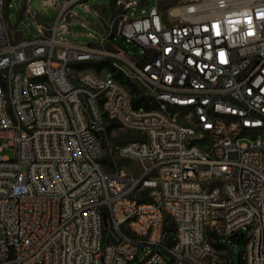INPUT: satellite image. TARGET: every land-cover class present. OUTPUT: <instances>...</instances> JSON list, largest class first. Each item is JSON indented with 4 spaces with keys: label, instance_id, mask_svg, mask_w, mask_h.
Listing matches in <instances>:
<instances>
[{
    "label": "built area",
    "instance_id": "obj_1",
    "mask_svg": "<svg viewBox=\"0 0 264 264\" xmlns=\"http://www.w3.org/2000/svg\"><path fill=\"white\" fill-rule=\"evenodd\" d=\"M16 1L0 0V264H130L150 246L141 264H233L226 248L216 259L223 237L264 264V0H158L139 15L141 1L117 0L125 12L88 44L65 39L86 0H50L53 21L18 41ZM110 122L140 135L111 149L138 176L104 168Z\"/></svg>",
    "mask_w": 264,
    "mask_h": 264
},
{
    "label": "rangeland",
    "instance_id": "obj_2",
    "mask_svg": "<svg viewBox=\"0 0 264 264\" xmlns=\"http://www.w3.org/2000/svg\"><path fill=\"white\" fill-rule=\"evenodd\" d=\"M47 0H31L29 2V7L37 14L35 18H33L26 10V2L24 0H17L16 2H13L9 13L8 18V26L13 27L16 29L20 36L23 38L32 39L39 35V31L37 28V24L40 22L49 23L53 21V19L56 17L57 10L47 5L45 2ZM117 0H86V3L89 5L92 9H98L100 11H103L101 15V18L96 16L93 13V10H85L81 5H77L75 7V12L77 15V21H70L69 22V28L71 30L70 33L65 34V39L69 40L71 42L75 43H81V44H88L90 42L98 43L100 42V37L97 35L105 34V27L104 24L106 22L107 27V21L109 19L114 18L116 15H119L121 13H124L123 7H118L116 4ZM142 3L138 6L132 7L129 10L130 14L139 15L142 10H149L153 6L157 4L158 0H138ZM177 2V0H163L162 4L164 6L171 5L173 3ZM109 9L110 12L106 14L105 10ZM81 20L85 21L86 25L84 26L81 22ZM116 24V28H117ZM10 30V29H9ZM10 34L14 39L17 41L20 39V36L18 33H13L10 30ZM114 43L116 46L119 47L123 52L129 53L132 56H137L139 53V50L134 47L133 45L127 43L124 38L121 36H115ZM139 87V86H138ZM141 90V88L139 87ZM142 92V90H141ZM143 93V92H142ZM140 137L139 134H136L131 131H127L122 128H115L111 135L107 138L106 141V153L105 157H110L116 160V164L113 168H109L105 166V169L108 172H122L129 176H138L141 172V167L139 163L135 160L125 159L121 158L115 153L111 151L115 146L122 144L128 140H131L136 137ZM202 145L208 149L211 146V143L206 142L202 143ZM0 154H2L0 152ZM4 154L9 155L10 157H13V151L11 149H6ZM169 221H170V217ZM170 225V223L168 224ZM208 239L212 240V236L208 234ZM222 244H224L225 248L229 252V256L233 258V264H239V256L243 250L244 247V238L234 241L233 239L223 237ZM147 250H153V247L150 246L146 249H140L138 251L137 256L130 264H141ZM216 259L218 262H224L225 253L220 249H217L216 252ZM168 258L171 259L170 255H168Z\"/></svg>",
    "mask_w": 264,
    "mask_h": 264
},
{
    "label": "trees",
    "instance_id": "obj_3",
    "mask_svg": "<svg viewBox=\"0 0 264 264\" xmlns=\"http://www.w3.org/2000/svg\"><path fill=\"white\" fill-rule=\"evenodd\" d=\"M88 66V64H79L77 65L78 69H83L86 68ZM116 78L124 85H127L130 88L131 93L133 94V104L135 106H139V105H145L146 107H151V105H149L148 100L149 97L144 95L141 90L139 89V87L134 84L129 78L125 77L122 73H118L116 75ZM154 106V105H153ZM117 124H115L114 122H110L107 124L105 131L102 133L101 137L104 143V147L106 148V141L107 138L111 135L112 131L117 128ZM205 140V139H204ZM102 164L105 168V166L109 167V168H113L114 165L117 163L116 160H114L113 158L111 159L110 157L106 158L105 156L102 158ZM141 200H145V199H141ZM167 225V229L170 232L174 231V225L171 222V220L169 221V218L167 217L166 219ZM170 223V225H168ZM210 235L212 236V233H210ZM213 237V236H212ZM235 239V238H233ZM213 244L215 245V247L217 249H221L223 250L225 248L224 244L222 243H217V242H213ZM239 264H245L244 261L241 258V254L239 256Z\"/></svg>",
    "mask_w": 264,
    "mask_h": 264
},
{
    "label": "crops",
    "instance_id": "obj_4",
    "mask_svg": "<svg viewBox=\"0 0 264 264\" xmlns=\"http://www.w3.org/2000/svg\"><path fill=\"white\" fill-rule=\"evenodd\" d=\"M94 9H95V8H94ZM97 10H98V9H97ZM98 11H99L100 14H102V12H103V11H100V10H98ZM105 12H106V14H108V12H110V10H109V9H106ZM8 18H9V14H8ZM9 29L11 30V32L13 33V35H14V33H18L19 36H20V33H19L16 29H14L13 27H10ZM12 38L14 39V37H12ZM22 38H23V37L20 36V39H22ZM20 39H19V40H20ZM14 40H15V39H14ZM15 41H16V40H15ZM17 41H18V40H17Z\"/></svg>",
    "mask_w": 264,
    "mask_h": 264
},
{
    "label": "water",
    "instance_id": "obj_5",
    "mask_svg": "<svg viewBox=\"0 0 264 264\" xmlns=\"http://www.w3.org/2000/svg\"><path fill=\"white\" fill-rule=\"evenodd\" d=\"M46 4L54 7L55 9L59 8V4L57 1L52 2V1L48 0V1H46ZM241 237H243V234L241 235Z\"/></svg>",
    "mask_w": 264,
    "mask_h": 264
}]
</instances>
